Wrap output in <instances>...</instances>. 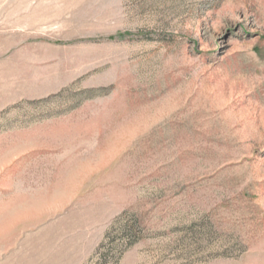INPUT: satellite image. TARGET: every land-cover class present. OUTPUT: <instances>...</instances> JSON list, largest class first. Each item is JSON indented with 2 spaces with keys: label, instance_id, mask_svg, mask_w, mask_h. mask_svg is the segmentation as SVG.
<instances>
[{
  "label": "rangeland",
  "instance_id": "1",
  "mask_svg": "<svg viewBox=\"0 0 264 264\" xmlns=\"http://www.w3.org/2000/svg\"><path fill=\"white\" fill-rule=\"evenodd\" d=\"M0 264H264V0H0Z\"/></svg>",
  "mask_w": 264,
  "mask_h": 264
}]
</instances>
